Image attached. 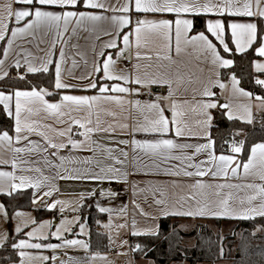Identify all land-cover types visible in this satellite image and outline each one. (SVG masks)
Returning a JSON list of instances; mask_svg holds the SVG:
<instances>
[{"label": "snow or ice", "instance_id": "6c2138e0", "mask_svg": "<svg viewBox=\"0 0 264 264\" xmlns=\"http://www.w3.org/2000/svg\"><path fill=\"white\" fill-rule=\"evenodd\" d=\"M14 2L21 7L13 9L12 3L9 2L2 6L4 11L0 13V41H6V46L2 49L4 58L0 59V79L8 76L5 70L6 62L10 54L15 52L14 67L17 70L25 68L23 74L18 71L20 80L28 73H48L50 66H54L56 90L75 89L91 91L93 94L74 95L58 92L56 94L60 96L59 101L49 102L46 96L54 93L43 87L39 89L32 87L30 90L14 89L8 92L0 90V105L3 106L6 115L14 120L13 135L7 130L0 131V165H10L12 169L0 170V194L11 198L20 189L32 188L35 190L31 198L33 205L39 202L41 207L48 210L57 209L59 206L58 211L61 215L58 222L44 220L38 223L30 213L19 209H13L10 213L8 206L0 202V220L4 223L12 222L14 225L11 237L7 229L0 228V249L11 247L16 252L18 260L13 264H32L36 260L50 261V264H80L72 257H69L68 261L61 260L56 254L58 250L67 248L83 249L90 261L99 257L106 261V264H114L108 261L107 256H101L98 252L90 253L91 245L88 239L75 238L78 235L90 239L88 226L86 222L81 221L78 213L83 206V200L97 195L95 206L100 213H107L109 219L104 224L100 221L96 223L108 230L110 246L118 244L119 248L124 249L118 251L117 255H127L128 251H131L146 257L147 246L141 243L129 244L127 239L119 238V230L126 229L128 234L135 237L159 238L160 225L156 222L159 217L242 220L264 217V142L251 145L246 156H239L244 153V141H225L230 143V154L217 155L215 140L210 131L213 121L212 109L223 110L222 115L228 120L240 119L251 124L252 101L258 102V109L264 108V96L245 91L234 73L230 75L229 83L222 82L219 71L221 68L229 69L234 64L233 59L226 58L222 53L244 54L248 49H252L255 54L251 61L255 73L253 79L264 91L262 78L264 0H115V3L111 0H14ZM189 15H210L213 18L206 20L205 31L190 34L193 20L187 18ZM166 16L169 18H165ZM236 18L249 19L241 21ZM13 22L17 26L10 27ZM21 23L22 26H19ZM104 23L110 27L100 28ZM70 28V35L83 30L94 34L96 40L100 35L107 36L108 39L102 43L99 50L95 45L92 46L94 59L90 72L65 79L63 75V65L66 62L65 48L60 47L57 58L56 46L58 43H66L63 38L69 33ZM41 32L44 36L49 33L54 35L37 65L34 62L37 58L22 45L37 41V48L40 50L39 44L44 43L40 37ZM173 33L177 56L190 47L198 59L207 62L215 70V78L210 77L203 83L198 90L200 99H194L191 105V111L199 117L194 122L195 127L184 119L185 105L189 102L187 100L177 102L173 99L184 77L177 74L173 78L160 70L176 64L171 55ZM206 33L214 37L219 48ZM24 37H32V41L22 40ZM151 38H156L160 42V47L155 50L157 61L168 62V65L158 63L155 66L157 69L155 74L147 70L153 65L141 63L142 60L152 58L150 52L141 51ZM230 44L234 45V49L229 46ZM105 49H113L115 52H105ZM133 54L136 62L130 68H117V62L121 58L132 60ZM113 55L116 59H113ZM76 64L77 61L73 59L72 65ZM153 84L168 85V96L163 100L171 99L170 104H163L160 97L150 102L128 98L139 94L140 87L147 88ZM215 87L221 90L223 103L213 91ZM226 91L229 92V96L224 95ZM236 96L247 98L248 103L234 105L230 97ZM109 105H116L121 109L130 106L146 115L142 122L137 121L131 126L127 123L108 122L102 119V115L116 116V112L108 107ZM41 112L45 114L44 119L50 118L54 123H43L42 120L35 118ZM73 112H83L86 115L83 118H76L71 115ZM166 112H169L170 116L166 115ZM73 125L76 126L75 131ZM118 129L131 136V139L119 140L117 143L131 147L134 153L132 173L127 168L115 166L116 164L123 166L127 160L128 153L123 149L119 150L124 157L121 160L113 155L112 148H105L106 159L114 161L112 164H102L95 159L99 142L94 136L109 134L111 138L110 134L116 133ZM137 133L144 134L145 138L136 139ZM33 135L39 136L43 143L31 139ZM234 135L240 133L236 132ZM193 137L203 142H187L186 138ZM63 150H67L69 155H61ZM75 151L90 152L92 156L79 158L72 155ZM7 153H11V157H7ZM33 155L39 156L45 167L56 170V176L44 175L40 167H35L39 160H31L30 157ZM142 157L150 158L151 167L143 163ZM66 161L79 163L84 167L69 170L65 167ZM18 169L21 173L19 175ZM60 169L64 170V174L60 173ZM153 169L163 171L166 175L192 178L189 192L173 202L166 198V186L148 182L141 188L136 182H132V203L139 210V215L147 221L142 226L137 222L135 215L129 223L127 205L116 209L101 204V198L111 200L117 196L110 187H103L105 182L128 184L130 174L142 170L147 175ZM25 172L35 175H25L23 174ZM204 177H209L210 181L206 182ZM217 178H223V182H212ZM52 179L86 180L96 182L97 186L79 194L75 206L71 208V211L77 214L69 219L63 215L68 202L55 198L54 194L58 193L59 189L51 183ZM231 179L239 182L232 183ZM175 183L173 181V184ZM139 193L152 195L153 203L157 206L155 213L145 212L140 208L135 200ZM114 215L122 217L123 222L114 224ZM73 225L78 228V233H74ZM26 228L29 230L24 232ZM22 232L23 237H20ZM66 234H71L73 238H68ZM172 234L177 236L178 242L180 239L178 233L173 230ZM50 237H55L59 242H49ZM176 247L177 245L170 241V248L175 250ZM28 249H50L53 254L33 255L27 251ZM223 251L221 247V256ZM129 264H132V261ZM144 264H155V261L149 259Z\"/></svg>", "mask_w": 264, "mask_h": 264}, {"label": "crops", "instance_id": "0c3cea01", "mask_svg": "<svg viewBox=\"0 0 264 264\" xmlns=\"http://www.w3.org/2000/svg\"><path fill=\"white\" fill-rule=\"evenodd\" d=\"M9 2L12 3L13 9H17V8L21 7V5L15 3L14 0H0V13H3V11H4L2 6L9 3ZM111 2L115 3V0H111ZM194 16H198V15H189L187 18L193 20ZM201 16H205V15H201ZM205 17H206V20L208 18H213L210 15L205 16ZM150 18H159V17H150ZM165 18H169V17L166 16ZM236 19L244 21V20H247L249 18H236ZM205 24H206V21H205ZM11 26H17V25H15V23L13 22V24H11L10 27ZM19 26H22V23ZM108 27H110V25H108L107 23L100 25V28H108ZM125 31H127V28L125 29ZM70 33H71V28L69 29V33H66L64 38H63V40L66 43H63V44L58 43L56 46L57 58H58V52H59L60 47L63 46L65 48L66 62L63 65V68H64L63 75H64L65 79H71V76H77L78 77L80 75L87 74L88 72H90L91 68H92V62L94 59L92 46L95 45L97 50H99L102 43L108 39L107 36L100 35L99 39L96 40V39H94V34H90V33L83 31V30H78V32L74 35H70ZM190 34H192V30H191ZM206 34L209 35V38L212 39L213 42L216 43L218 48H219L220 46H219L218 42L215 41L214 37H211V35L208 33H206ZM53 35H54L53 33H49L47 36H44L43 32L40 33V37L43 38V40H44V43L39 44L40 50H38V48H37V41H32V37L22 38V40H25V41H32L31 43H23L22 46L24 48L28 49L29 51H31L33 56L37 58L34 61L37 65L39 64V58L43 57L44 52L47 51ZM86 37H87V39H86ZM20 42L21 41H18V43H20ZM2 44L4 46H6V41H0V46ZM159 47H160L159 40H157L156 38H151L149 40L148 45L145 48L141 49L142 52H150L151 53V57H152L151 60H142L141 63L143 65H148V64L153 65L152 68L147 69L148 71H150L153 74H155L157 71L155 66L158 63L168 65L167 61H159V62L157 61L156 56H155V50ZM233 47H234V45H233ZM41 50H43V51H41ZM105 52H113L114 53L115 50L105 49ZM77 53H79V54H77ZM171 55H172L173 59L176 60V64L168 65L167 67H164L160 70L167 72L169 75L173 76V78L177 74L184 77L183 82L176 89L173 99H175L177 102H183L185 100H187L189 102L188 105H185L184 119L189 121V123L192 124L193 127H195L194 122L199 117L196 115V113L191 111V105L194 102V99L195 100L200 99V96L198 95V90L202 87L203 83L206 82L210 77L215 78L214 77V71L215 70L212 69L211 66L207 62L203 61L202 59H198L197 54L190 47L188 49H186L185 51L181 52V54L179 56H177L175 53V36H174V33H173V40H172ZM14 56H15V52L10 54L9 60L6 62L5 70L8 72V76L4 77L3 79H0V90L5 91V92L11 91V90L4 89L2 87V83L7 79H12V80L14 79L17 81H22L18 78V71L21 74H23L25 72L24 67H21L19 70H17L14 67ZM3 58L4 57H3V53H2V56L0 59H3ZM73 59H75L77 61L76 66L72 65ZM113 59H116L115 55H113ZM125 61H131V63L134 64L136 62L134 54H133L132 60H127V59L121 58L117 62V68H130L131 66L126 67L124 65ZM9 65H11V66H9ZM51 67L52 66H50V68ZM11 69H14L15 71L13 72V74L11 76H9ZM222 69L223 68L219 69L220 73H221ZM253 70H254V68H253ZM28 74H34V73H28ZM229 78L224 79L222 77V73L220 75V79L224 83H229ZM132 86L140 87L138 85H132ZM43 88L47 89L49 92L54 93L53 95H55L58 92H68L69 94H74V95L93 94L91 91L83 92L81 90H75V89L74 90H56L54 88V82H53L52 89H49L47 87H43ZM155 88H159V90H160L159 93L153 92V89H155ZM37 89H39V88H37ZM21 90H30V89H21ZM168 91H169V89H168L167 84H153L147 88L140 87V93L139 94L134 95V96H130L128 98L133 99V100L138 99L142 102H144V101L150 102L153 100L140 99L139 95L145 94L148 92H153L156 95L155 99L157 97H160L161 102L163 104H170L171 99H169L167 101L163 100L164 97L168 96ZM213 91L217 93V96L220 98L221 103H223L224 97L220 96L221 90L218 87H215V88H213ZM245 91H247V90H245ZM224 95L229 96V92L226 91L224 93ZM230 98H231L233 104L237 105V106L248 103L247 98L242 97V96H236V97H230ZM46 99H48L49 102H57V101H59L60 96L58 94H57L56 98H51L49 96H46ZM257 103L258 102L255 100L252 101V115H253L252 123L259 116L264 114V108L258 109ZM0 106L3 108L2 105H0ZM108 107H110L113 111L116 112V116L112 117V116L102 115V119L106 120L108 122L115 121L117 124L127 123L129 126H131L137 121L142 122L144 119V115H146V114H141L136 109H134L130 106H125L123 109H121L119 106H116V105H109ZM13 110H14V104H13ZM214 110H216V109H212L211 113ZM165 114L170 116L169 112H166ZM71 115L76 117V118H83L86 115V113L73 112ZM44 117H45V114L43 112H41L35 118L42 120L43 123H54V121L52 119H50V118L44 119ZM12 120H13V118H12ZM233 120H239L241 122L247 123V122L242 121L240 119H233ZM13 124H14V120H13ZM54 126L63 127V125H54ZM75 129H76V126L73 125V130L75 131ZM9 134L10 135L14 134V128H13V132H11V133L9 132ZM110 136H111V138H109V134H98V135L94 136V139H96L99 142V147L97 148L95 159L99 160L102 164H112V163H114V161L106 159L105 148H112L113 149V155L118 157L121 160H123L124 157L120 154L119 150L123 149L124 151H126L128 153L127 160L123 166H121L119 164H116L115 166L127 168L128 171L130 173H132L133 164H134V159H133L134 153H133V151L129 145L117 143V141H119V140L131 139V136L120 132L119 129L117 130L116 133L110 134ZM30 138L43 143L42 139L39 136L33 135ZM77 138H81V137H77ZM135 138L136 139L145 138V135L142 133H137ZM169 138H171V134H170ZM186 139H187V142H190V143L203 142V140L198 141L194 137L193 138H186ZM237 140H243V139L241 138V139H237ZM14 146H21V145H14ZM60 154L61 155H69L67 150H63ZM223 154H225V155L230 154V145H229V151L227 153H223ZM242 154H239V156H243ZM6 155H7V157H11L12 154L7 153ZM21 155H24V154H21ZM40 155H46V154H40ZM72 155L79 157V158H83L85 156H92V153L86 152V151H75L74 153H72ZM217 155H220V154H217ZM30 159L33 161L39 160V162L37 164H35L34 166L40 167L42 169L44 175H48L49 177H55L56 176V170L45 167L43 160L39 159V156L33 155L30 157ZM142 160H143L144 164H148L151 167V165L149 163V161H150L149 157H142ZM65 167L68 168L69 170H71L73 168L82 169L84 167V165L79 164V163H70V162L66 161ZM0 170L11 171L12 169H11L10 165H0ZM59 171L61 174H64L63 169H60ZM241 171H242V169H241ZM17 174L18 175L21 174L19 169L17 170ZM23 174L35 175V173H31V172H25ZM128 179H129L128 184H124L123 182H116V181H112L110 183L105 182L103 187H105V188L110 187L112 189V191L117 193V196L111 200H108L107 198H101L100 202L104 206H109V207L116 208V209L120 208L123 205H127L129 223H131L132 216L135 215L137 222L141 226L144 225L145 223H147V221L145 220L144 217L139 215V210L132 203V200H133V192H132V188H131L132 182H136L139 185V187H141V188L145 187V185L148 182H152L153 184H160V185L166 186V198L169 201H173V202L178 200L180 196L186 195L189 192V185L193 182L192 178H188V177H184V176L176 177V176L166 175V174H164L163 171H158L155 169H153V171L147 175H145L143 173V171L140 170L136 174H130ZM203 179L206 182L210 181L209 177H204ZM251 179L252 178H248V180H251ZM173 181H175L176 183L173 184ZM212 182H214V183L223 182V178H217L215 181H212ZM231 182L237 183L239 181L236 179H231ZM51 183H54L59 189V192L54 194L55 198L68 202V205H67L63 215L69 219H71L74 215L77 214V213L72 212L71 208L75 206L79 194L83 193V192H88L92 188L97 186L96 182L86 181V180L52 179ZM27 189H30L32 191V194L35 191L32 188H26V189H20L17 192L22 191V190H27ZM156 195L158 198L159 193H157ZM209 195L211 196V190H209ZM2 196H4V195L0 194V202H2L1 201ZM145 196H147L146 199H145ZM97 198H98V195H97V197L86 198L85 200L82 201V204L84 206L86 204L87 200H90L91 205L96 208L94 201ZM135 200H136V203L139 204L140 208H142L145 212L155 213L157 211V206L153 203V197L150 193H147V194L146 193H139L135 197ZM34 207L35 208H43L40 206L39 202L36 205H34ZM82 207L80 208V211L78 213L80 215V217H81L80 212H81ZM58 208H59V206L57 207V209H54V210L46 209L48 211H56L58 214V218H56L55 216H50V217L45 218L44 220H54L55 222H58L59 219L61 218V215L58 211ZM43 209H45V208H43ZM24 212H32L34 215V218L36 219V214L34 211H24ZM104 214L107 215V219L102 224L107 223V221L109 219L108 214L107 213H104ZM168 217L175 218V221L179 223V225L182 229H187L189 227H193L196 224H203V223H205V221L207 219H223V220H226L227 222H225L223 224L230 223V221L232 222V221L242 220V219L214 218V217H203V218H201V217L191 218V217H181V216H168ZM163 218H167V217H159L156 222L159 223V225H160V222ZM44 220H42V221H44ZM122 222H123L122 217H118L115 215L113 216V223L114 224L122 223ZM87 226H88V224H87ZM26 230H28V229H26ZM73 230H74V233H78V228L75 225H73ZM101 230L108 237V230L103 228L102 226H101ZM88 232L90 235V227L89 226H88ZM119 232H120L119 238L127 239L129 244L134 242L132 240V238H136V237L128 234V231L126 229H121V230H119ZM66 235L68 236V238H73V236L71 234H66ZM113 236L115 237V230L113 231ZM75 238L88 239L89 237H80L77 235ZM33 242H35V241H33ZM49 242L58 243L59 241L55 237H51ZM108 246H109L108 252L100 253V254H101V256H107L108 261H112V262H114V264H129L130 261H132V264H144V262L146 260H149V258H146L145 256H138L137 253H132L131 251H128L127 255H117L118 251H123L124 249L119 248L118 244H117V246H110L109 240H108ZM126 247L127 246H125V248ZM27 251H29L33 255L51 256L53 254L52 250H50V249H40V250L28 249ZM90 253H95V252H92L90 250ZM90 253H89V255H90ZM56 254L59 256V258L61 260H65V261H68L69 257H72L74 260L79 261L80 264H106V261L100 259L99 257L94 261H90L88 259V257L86 256L84 250L79 249V248H67V249H63V250H58V252ZM131 254H134V257L130 256ZM8 264H13V263H8ZM32 264H50V261L45 262V261L36 260V261H33ZM201 264H206V263H201Z\"/></svg>", "mask_w": 264, "mask_h": 264}, {"label": "trees", "instance_id": "16d2710c", "mask_svg": "<svg viewBox=\"0 0 264 264\" xmlns=\"http://www.w3.org/2000/svg\"><path fill=\"white\" fill-rule=\"evenodd\" d=\"M205 16L193 17L192 33L205 31ZM233 47L232 44L229 45ZM4 45L0 46V58L2 56V49ZM226 58L234 60V64L229 69H222V77L228 79L231 74H235L240 80V86L245 90L252 92L254 95L264 96V91L261 90L254 82V70L251 61L255 58L252 49H249L244 54H223ZM15 70L11 69L9 76ZM264 78V77H262ZM54 82V67L49 69L48 73L37 72L34 74H26L22 81L7 79L2 83V87L6 90L14 89H31L32 87H47L52 89ZM57 94L49 97L56 98ZM220 109L212 112L213 121L211 128L212 138L215 140V152L217 154L227 153L229 151L230 143L225 141H232L243 139L244 153L246 156L250 150L251 145L255 143L264 142V114L259 116L253 123H244L239 120H228L226 116L222 115ZM14 124L11 117H8L0 106V131L7 130L13 132ZM239 132L240 135H234ZM32 191L30 189L19 191L11 198L5 195L1 197L2 203H5L9 212L13 209L21 211H34L36 214V221L40 222L47 217L55 216L58 218L56 211H48L43 208H35L31 202ZM81 220L86 222L90 227V250L92 252L106 253L109 250L108 237L101 230V226L96 223L100 221L102 224L106 221L107 215L100 213L91 201L87 200L86 204L81 209ZM227 222L223 219H207L203 224H196L193 227L182 229L175 218H163L160 222V237L141 236L132 238L134 243H141L146 245V258L152 259L156 264H173L179 263L183 259L187 264H201L211 263L221 257L220 249L223 247V256L228 257L232 264H264V217H256L252 220H237L230 221L234 224L236 231H241V238H228L221 236L220 233H214L208 226V223H215L221 226ZM175 230L180 239L177 242V236L173 233ZM168 237V239H165ZM187 240L193 243L191 246L184 245ZM170 241L177 245L176 249L170 248ZM235 246V247H233ZM151 249V251H148ZM138 256L142 254L137 253ZM18 260L16 252L11 247L0 249V264L13 263Z\"/></svg>", "mask_w": 264, "mask_h": 264}, {"label": "rangeland", "instance_id": "374dc122", "mask_svg": "<svg viewBox=\"0 0 264 264\" xmlns=\"http://www.w3.org/2000/svg\"><path fill=\"white\" fill-rule=\"evenodd\" d=\"M30 213L32 217H34L32 212H26ZM208 226L213 230L214 233H220L221 236L228 237V238H241L242 232L236 231L234 229V224L232 223H226L222 224L221 226L216 225L215 223H208ZM13 223H4L2 220H0V228L7 229L9 236L11 237L13 235ZM27 229V228H26ZM24 229V232L28 231ZM20 237H23V232L20 234ZM51 238V237H50ZM191 240H187L184 245L191 246L192 245ZM235 247V246H233ZM173 264H187L186 261L183 259L179 263H173ZM209 264V263H206ZM210 264H232V261L228 257H220L219 259L215 260L214 262H211Z\"/></svg>", "mask_w": 264, "mask_h": 264}, {"label": "built area", "instance_id": "2783aa9c", "mask_svg": "<svg viewBox=\"0 0 264 264\" xmlns=\"http://www.w3.org/2000/svg\"><path fill=\"white\" fill-rule=\"evenodd\" d=\"M124 65L126 67H130L132 65L131 61H125ZM140 99H145V100H154L156 95L153 92H148L145 94H140L139 95ZM131 244H135L134 242ZM130 256L134 257V254H131Z\"/></svg>", "mask_w": 264, "mask_h": 264}, {"label": "water", "instance_id": "95a60500", "mask_svg": "<svg viewBox=\"0 0 264 264\" xmlns=\"http://www.w3.org/2000/svg\"><path fill=\"white\" fill-rule=\"evenodd\" d=\"M159 91H160L159 88H155V89H153V92H154V93H159Z\"/></svg>", "mask_w": 264, "mask_h": 264}]
</instances>
